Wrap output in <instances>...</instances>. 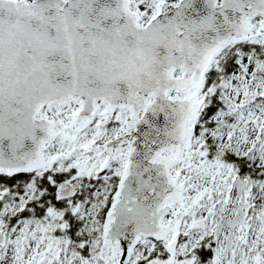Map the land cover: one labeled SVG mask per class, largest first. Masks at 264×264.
<instances>
[{
  "label": "snow or ice",
  "instance_id": "6c2138e0",
  "mask_svg": "<svg viewBox=\"0 0 264 264\" xmlns=\"http://www.w3.org/2000/svg\"><path fill=\"white\" fill-rule=\"evenodd\" d=\"M0 264H264V0H0Z\"/></svg>",
  "mask_w": 264,
  "mask_h": 264
}]
</instances>
